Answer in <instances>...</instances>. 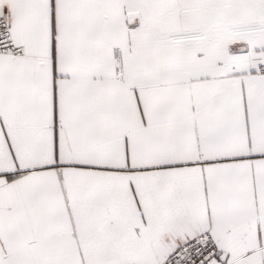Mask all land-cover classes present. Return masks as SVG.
Instances as JSON below:
<instances>
[{
  "label": "snow or ice",
  "instance_id": "1",
  "mask_svg": "<svg viewBox=\"0 0 264 264\" xmlns=\"http://www.w3.org/2000/svg\"><path fill=\"white\" fill-rule=\"evenodd\" d=\"M0 264H264V0H0Z\"/></svg>",
  "mask_w": 264,
  "mask_h": 264
}]
</instances>
